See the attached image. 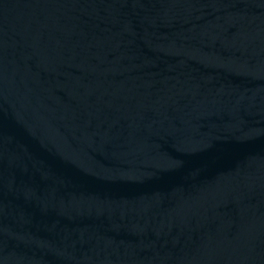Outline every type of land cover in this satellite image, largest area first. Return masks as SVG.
Segmentation results:
<instances>
[{"label": "water", "instance_id": "1", "mask_svg": "<svg viewBox=\"0 0 264 264\" xmlns=\"http://www.w3.org/2000/svg\"><path fill=\"white\" fill-rule=\"evenodd\" d=\"M0 264H264V0H0Z\"/></svg>", "mask_w": 264, "mask_h": 264}]
</instances>
